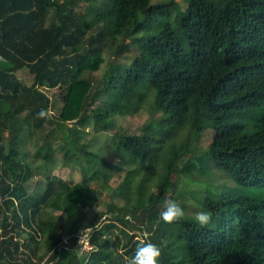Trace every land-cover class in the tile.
I'll return each mask as SVG.
<instances>
[{"label":"trees","instance_id":"trees-1","mask_svg":"<svg viewBox=\"0 0 264 264\" xmlns=\"http://www.w3.org/2000/svg\"><path fill=\"white\" fill-rule=\"evenodd\" d=\"M182 1L0 0V264H126L145 237L161 248L158 264H264V195L239 191L264 190V0ZM58 87V116L37 118L51 104L42 88ZM140 110L151 118L138 133L114 131L101 152L82 141L88 124L108 133L115 116ZM252 111L260 126L245 132L233 118ZM205 120L210 140L191 155ZM33 134L45 162L61 139L55 151L73 145L91 172L78 183L44 173V189L31 192L41 171L20 153ZM203 161L234 187L216 183V170L204 178ZM108 184L102 226L87 218L72 231ZM186 185L211 216L205 226L160 218L168 199L183 208ZM81 227L93 228L89 251Z\"/></svg>","mask_w":264,"mask_h":264},{"label":"rangeland","instance_id":"rangeland-1","mask_svg":"<svg viewBox=\"0 0 264 264\" xmlns=\"http://www.w3.org/2000/svg\"><path fill=\"white\" fill-rule=\"evenodd\" d=\"M158 0H152V2H155ZM179 4L181 9L185 8V3L182 0H176ZM105 62L107 61V56L103 55ZM105 62L102 63L100 66V69H102L105 66ZM99 69V70H100ZM18 75L22 80L26 83H30V76L27 73V70H20L18 71ZM46 92V94L50 97L51 104L49 107L50 113H52V116L57 117L58 113L62 109L63 106V97L66 92L65 88H55V89H45L42 88ZM98 105H102V103H98ZM252 112H249L247 114H242L241 116H234L233 121L240 122L244 125L245 132H250L253 130H256L259 128V122L251 116ZM150 115L147 114L144 110H140L134 115H126V116H115L114 119V127L110 129L108 133H99L95 135L92 132V126L87 125L85 131H82V141L90 142L92 141L93 145L90 146V150L94 152H101L102 148H104V140L107 136L112 134L114 131H119L127 134H133L138 133L141 129V126L148 120H150ZM59 136L64 137L66 134V131L62 128L58 129ZM211 137V128L208 126V121H204V129L201 132V135L192 136V143H191V155L193 153H198L196 151L197 149H202L203 147L208 144ZM61 139L53 140L52 146L53 148L56 147L53 151L52 158L47 162L42 158L43 151L41 150L37 155V147L33 144L34 142H40L39 135L33 134L31 138H26L25 142L22 145L21 149V157L28 162L32 167H37L41 173L35 174L33 178L28 182V188L31 192H41L44 189V173H46L49 176H57L61 179L65 180H71L73 182H80L83 178V176L86 173L91 172V168L88 166L87 161L85 160V157L83 154L75 148L73 145H68V143L64 144V148L60 151L56 152L55 150H58L59 143ZM67 148L68 152L67 155H64V150ZM119 163H123L122 161H119ZM197 169L200 168L199 172L202 173L203 177L206 179H213V176L210 175V169L216 170L214 173L215 176V182L216 183H222L223 181L227 183V185H231L234 187L233 182L231 181L229 175L224 173L223 171L210 168L211 163L203 161L202 163L196 162ZM223 172V173H222ZM195 188L194 185H186L180 190V196L179 202L183 203V210L184 213L187 216H193L196 212L199 211L200 206L193 201L192 196L189 192V188ZM113 187L111 185H106V187L99 191V195H95L94 201L95 206L93 207H85L84 205L82 211L72 224L71 230L73 231L74 228L77 226H82L85 219L87 218H94L98 217L94 223L96 224L98 221H100L101 217L104 216L101 214V212H104L106 209V206L109 202V199L107 197V194L111 191ZM241 193L250 195V196H263L264 190L259 187L254 186H241L239 188ZM193 193H196L193 189ZM195 195V194H194ZM53 214L56 215L57 219L61 222V227L59 229L64 230L65 224L62 219L63 214L59 211L52 210ZM94 224V225H95ZM87 228V227H86ZM85 227H81L79 230V241L80 240H86L88 239V231H84L86 229ZM92 228V227H91ZM138 236H140V232L137 231ZM83 237V238H82ZM117 248L119 250H122L120 246L118 245Z\"/></svg>","mask_w":264,"mask_h":264},{"label":"clouds","instance_id":"clouds-1","mask_svg":"<svg viewBox=\"0 0 264 264\" xmlns=\"http://www.w3.org/2000/svg\"><path fill=\"white\" fill-rule=\"evenodd\" d=\"M51 116L52 113L47 109H41L37 113V118L40 119H49ZM115 163H118V161ZM184 215V210L180 204L175 200L168 199L165 201L164 210L160 213V218L163 222L171 224L182 219ZM106 219L101 217L100 221L95 224V228L102 226V222ZM194 219L200 226H205L210 222L211 216L208 212L198 211L195 213ZM92 230L93 228L88 227L84 229L83 233L85 231L91 232ZM161 255V248L157 244L152 243L146 237L141 238L138 240L134 255L127 258L126 264H158Z\"/></svg>","mask_w":264,"mask_h":264},{"label":"built area","instance_id":"built-area-1","mask_svg":"<svg viewBox=\"0 0 264 264\" xmlns=\"http://www.w3.org/2000/svg\"><path fill=\"white\" fill-rule=\"evenodd\" d=\"M79 243L81 244L80 251H89L92 248V245L86 240H80Z\"/></svg>","mask_w":264,"mask_h":264}]
</instances>
